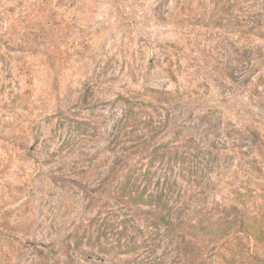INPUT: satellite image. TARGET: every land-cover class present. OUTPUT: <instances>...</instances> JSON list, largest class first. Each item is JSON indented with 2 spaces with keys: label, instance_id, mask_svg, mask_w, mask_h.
I'll return each instance as SVG.
<instances>
[{
  "label": "rangeland",
  "instance_id": "1",
  "mask_svg": "<svg viewBox=\"0 0 264 264\" xmlns=\"http://www.w3.org/2000/svg\"><path fill=\"white\" fill-rule=\"evenodd\" d=\"M254 213L264 0H0V264H254Z\"/></svg>",
  "mask_w": 264,
  "mask_h": 264
},
{
  "label": "trees",
  "instance_id": "2",
  "mask_svg": "<svg viewBox=\"0 0 264 264\" xmlns=\"http://www.w3.org/2000/svg\"><path fill=\"white\" fill-rule=\"evenodd\" d=\"M159 218L165 224H169V220L166 218L164 214H160ZM233 226L236 225L239 231L243 232L250 238H252L256 243L263 244L264 243V217L261 215H257L256 213L252 215H243L236 220V223H232ZM254 264H264L263 257H255L251 256Z\"/></svg>",
  "mask_w": 264,
  "mask_h": 264
}]
</instances>
